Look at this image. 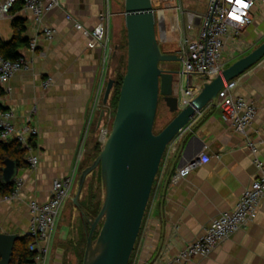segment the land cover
I'll list each match as a JSON object with an SVG mask.
<instances>
[{
  "label": "crops",
  "instance_id": "0c3cea01",
  "mask_svg": "<svg viewBox=\"0 0 264 264\" xmlns=\"http://www.w3.org/2000/svg\"><path fill=\"white\" fill-rule=\"evenodd\" d=\"M205 1L202 9L194 10L205 11L208 0ZM16 5L13 16L26 18L25 37L30 42L37 24L31 14L23 10L21 3ZM105 9L106 0H59V6L43 16L39 24V27L55 28L53 40L42 37L35 53L28 46L22 48V53L32 60L31 69L13 75L6 84L3 104L14 111L17 126L29 123L38 128L39 133L34 137L36 146L31 154L39 158V164L36 168L28 164L19 169L17 176L25 180L19 197L0 199L2 233L27 234L31 222L28 202L48 200L53 182L68 174L74 165L84 137L86 144L94 136L92 130L85 136V130L87 120L97 111L92 108V94H95L101 77L103 50L96 40L85 35L84 29H93ZM114 11L118 16L115 6ZM168 15L174 14L169 12ZM113 17L108 32L111 44L118 21V17ZM11 22L12 17L0 18V37L5 40L14 35ZM181 28L180 37L187 33L185 26ZM167 35L172 38L169 27ZM242 38L247 43L245 52L228 59L226 49V67L264 41V0L253 9V22ZM164 66L172 68L169 62ZM47 78H52V84L45 87ZM237 79L235 95L255 101L257 115L254 121L245 133H239L223 120L222 108L217 103L208 104L196 114L163 157L133 264L167 260L184 245L197 240L221 212L235 207L243 191L257 176L255 154L247 142L254 140L257 156L264 159V58ZM205 82L194 87L192 79L195 95ZM162 104V112H169L164 100ZM172 115L171 118L175 114ZM201 153H207L211 159L199 164L188 176L173 181L177 170ZM65 215L59 219L53 234L49 264H65L67 252L71 264L78 262L72 251L64 247L72 224L70 217L65 218ZM177 264H264V198L255 220L222 241L211 254L197 255Z\"/></svg>",
  "mask_w": 264,
  "mask_h": 264
},
{
  "label": "built area",
  "instance_id": "2783aa9c",
  "mask_svg": "<svg viewBox=\"0 0 264 264\" xmlns=\"http://www.w3.org/2000/svg\"><path fill=\"white\" fill-rule=\"evenodd\" d=\"M155 1L156 6H162L159 11L164 14L169 9L176 11L180 33L182 31L181 15L184 18L187 33L182 34L178 41L176 54L181 58L182 67L175 83L176 92L180 97V106L186 107L195 96L192 87L193 75L197 74L215 78L226 68V61L228 59H233L237 53L245 52L247 43L242 38V34L253 22V9L258 5L260 0H208L206 10L203 12L190 9L183 10L181 5H178L177 0ZM19 2L22 3L23 10L26 13H30L31 18L37 24V29L31 37L28 46V49L32 53H35L42 37L50 41L55 36L56 30L54 27L48 25L39 27V24L43 16L59 6V0H0V18L13 17L12 9ZM112 16L111 2L110 0H106V9L100 15L98 24L93 29H84L85 35L93 38L102 46L105 64L109 57L107 54L110 50V48L108 49V32ZM77 26L80 27V25ZM226 49L229 54L227 56L228 59L225 57ZM31 65L32 60L24 53L15 60H10L0 55V84L6 88V84L17 71L29 70L31 69ZM184 76L188 78L187 85H183L182 83ZM104 77L105 74L104 76L101 75L96 87V90L98 89L96 92L101 96L100 103H98L112 110L110 106L104 105L102 102V97L104 96L103 88L107 82V79L103 82ZM237 80V78H234L224 82L218 92L216 103L222 108L223 120L235 132L245 133L247 126L254 121L257 115V108L253 99L235 95L234 90ZM51 84L52 78H47L44 82L45 87ZM94 99H96V93ZM95 108L97 107L95 106ZM111 116V113H109V117ZM0 127V137L4 140L16 139L22 143L27 148V162L32 168H36L39 164V158L31 154L33 148L30 140L39 133L38 128L29 123L17 126L15 113L10 109L0 112ZM183 132L184 130H181L170 146ZM109 133L110 128L107 125H102L99 135V141L102 146H104ZM247 145L253 154H255L254 162L258 174L243 191L235 207L221 212L205 228L202 236L184 245L171 258L164 261H154L150 264H177L179 262H186L197 255L207 256L222 241L255 220L264 198V159L257 156L258 149L254 140H249ZM83 146L81 150L84 149L85 152V147L83 148ZM83 154H79L68 174L53 182L48 200L40 202L37 199H32L28 202L31 222L27 234L33 238L30 249L35 252L32 264H49L52 233L64 204L72 196ZM210 159L211 157L207 153H201L197 158L190 160L179 168L173 175V181L188 176L199 164L208 162ZM14 180L15 189L5 199L17 198L22 193L25 180L19 176H16ZM155 186L154 184V191Z\"/></svg>",
  "mask_w": 264,
  "mask_h": 264
},
{
  "label": "water",
  "instance_id": "95a60500",
  "mask_svg": "<svg viewBox=\"0 0 264 264\" xmlns=\"http://www.w3.org/2000/svg\"><path fill=\"white\" fill-rule=\"evenodd\" d=\"M127 30V70L111 131L101 152L85 168L73 198H78L87 175L100 167L104 199L99 214L91 222L83 264H128L141 232L153 187L165 153L172 141L208 104L216 105L225 81L237 78L264 58V41L223 72L203 84L191 103L180 106L176 79L180 70L162 68V62L181 61L176 53L164 52L157 37V17L152 0H125ZM114 81H108L104 104ZM160 97L174 117L159 132L155 121ZM106 114L100 113L98 127ZM17 175L16 162L8 159L3 170L5 182ZM169 178L165 182L166 190ZM102 222L99 234H94ZM14 233L0 232V264H10Z\"/></svg>",
  "mask_w": 264,
  "mask_h": 264
},
{
  "label": "trees",
  "instance_id": "16d2710c",
  "mask_svg": "<svg viewBox=\"0 0 264 264\" xmlns=\"http://www.w3.org/2000/svg\"><path fill=\"white\" fill-rule=\"evenodd\" d=\"M16 9H17V5L13 7L12 13L15 12ZM11 24L14 29V35L10 40H5L2 37H0V55H2L7 59L15 60L22 55V48L25 46H29V38L25 37V32L27 30L26 27L27 23L25 17L16 16L15 14L12 17ZM123 39L124 38H122L118 43H116L115 46L116 49L112 56L113 60H116L115 61L116 65L115 67H113L110 77H107V82L110 79L114 81V85L108 100L109 101L108 103L110 104L114 113L117 107L123 78L127 70V54L126 51H124V47L126 45H124L125 43L123 42ZM5 94H6V90L0 84V112L8 110V108L5 107L3 104V98ZM98 120H99V115L94 119L90 127V131L91 130L93 131L94 136L88 139V141L85 144L86 152L78 168L77 178L75 182L76 184L74 186L75 187L74 196L76 194L78 188V182L80 180L83 170L93 163V161L96 159V157L99 155V153L102 150V144L99 141L98 136L101 128L100 126L102 125L104 118L99 127H98ZM0 133H1V127H0ZM30 144L32 148L36 146V140L34 137L31 138ZM27 153H28L27 148L18 140L16 139L4 140L0 137V199L9 196L10 194H12V192L15 189V180H14L15 178L10 182H5L3 177V170L6 165V161L8 159L14 160L16 162L17 173H18L20 168L26 167L29 164L26 160ZM87 158L92 160V162L87 163L86 161ZM95 174H97V176H94ZM90 175L93 176V179H91L92 182L89 181ZM98 183H99V188L100 189L102 188L104 192L100 167H97L87 175L78 198V205L75 204L73 199L70 201L72 209L78 212L79 216L74 219L72 218L73 221L71 224L70 236L64 242L65 243L64 247L68 251H72V253L76 256L78 261L77 264H83V258L86 249L88 233L91 227V222L99 214L103 204V200L100 199H98L97 202L95 203V199L98 198L97 197L98 194L96 193ZM95 184L97 187H95ZM153 191H154V187H153ZM103 199H104V195H103ZM101 226H102V222L99 224V226L95 231L94 239L97 238ZM32 241L33 238L28 234L24 236H20L15 241L10 264L33 263L35 252L30 249V244ZM136 245L128 264H133L132 262H133V257L135 256L136 253ZM68 253L69 252L65 254V259H66L65 264H71V262L68 261Z\"/></svg>",
  "mask_w": 264,
  "mask_h": 264
},
{
  "label": "rangeland",
  "instance_id": "374dc122",
  "mask_svg": "<svg viewBox=\"0 0 264 264\" xmlns=\"http://www.w3.org/2000/svg\"><path fill=\"white\" fill-rule=\"evenodd\" d=\"M110 2H111L112 14L116 18L118 17V19H116L118 21H117V30L115 32L116 33L115 34V38L113 39V44H111L109 39H108V45H109L108 49L110 48V50L107 53L109 57L107 59L108 61L106 62V64L104 63V58L105 57L102 54V56L104 58H102L103 59V65H102V68H101L102 69L101 75L104 76V74H105V77L103 78V82H104L105 79H107V77H110L112 69L116 65L115 64L116 60H113V58H112L113 53H114V51L116 49V47H115L116 43H118L122 38H124L123 42L125 43L124 45H126L124 47V51H126V54H127V46H128V43H127V30H126L125 19H124L125 0H110ZM177 3H178V5H181L183 10H185V9L194 10L195 8L202 9V7H204V5L206 4V1L205 0H182V1L181 0H177ZM153 5H154V8H155V13H156V17H157V37H158L160 46H161V48H162V50L164 52L176 53V50L178 48V41L180 39V30H178L177 19L175 18L176 16L175 15H168L169 12L171 11V9H169L170 11L168 10L166 12V14L162 13L161 11H159V9H161L162 6H156V1L155 0H153ZM114 6H115V9H116L117 13H119L118 16L116 15V12L114 11ZM180 20H181V25L185 26L184 25V18L181 17ZM168 27L170 28V30L172 32V38L173 39L172 38L170 39L169 35H167ZM98 45L103 50L102 46L99 43H98ZM111 47H112V50H111ZM103 53H104V50H103ZM233 62H231V63H233ZM108 63H109V66H108ZM169 63L171 65L172 69H174V70H177V69L180 70V68L182 67L181 61L169 62ZM161 64L165 65V64H167V62H162ZM229 65H231V64H228V66ZM187 79H188L187 76L183 77V82H182L183 85L187 84ZM192 79H193V82H194L193 86L195 87V86H198V85L201 86L204 81H210L213 78L212 77L211 78H209V77L202 78L201 76L195 74V75H193ZM107 84H108V82H106V86L103 88L104 95H105ZM96 87H97V85H96ZM97 90L95 89V91H94L96 93V99H94L95 98V94L94 93L92 94L93 95V103H94V106H92V108H95V106H96L99 110L97 109V111L94 114V117L90 116L89 120H87L85 136L90 131V127H91V124L93 123L94 119L96 117H98V115L100 116V113H101V111L103 109H106V114L104 116V120H103L102 125H107L110 128V131H111V128H112V124H113L115 113L113 112L112 108H111L112 110H109L110 108L108 109V107H104V106H101L99 104L100 103L99 101L101 100V96H99V93L96 92ZM103 100H104V96L102 97V102H103ZM162 100H163V98L160 97L158 112H157L156 121H155V128H154L155 132H159L160 130H162L168 124V122L172 119L171 117L173 116L172 115L173 113L170 112V111L168 112L166 110V113L162 112V105H163L162 104ZM103 104H104V102H103ZM107 105L110 106L109 103ZM115 112H116V110H115ZM109 113H111V115H112L111 117H109ZM92 118H94V119H92ZM99 135H100V132H99ZM98 139H99V136H98ZM84 141H85V137H84L83 141L81 142V144L79 145L76 159L78 158L79 154L81 155L84 152V149L81 150V147L83 146ZM84 147H85V152H86L85 144H84L83 148ZM85 152L83 154V158H84ZM81 158H82V156H81ZM86 161H87V163H91L92 162V160H90L88 158L86 159ZM94 176H97V174H95ZM91 179H93V176L90 175L89 176V181H91ZM75 184H74V186H75ZM95 187H97L96 184H95ZM74 188H73V191H72V196L67 200V202L64 204V206L62 208V211H61V213L59 215L57 223H58L59 219L64 214H66L65 218H67V215H68L70 217V220H72V218L74 219V217L76 218V217L79 216L78 212H76V211L72 212L71 209L69 210V207L72 208L70 201L74 198ZM96 190H97L96 193L98 194V196H97L98 198L95 199V203L97 202L98 199L103 200V195H104V192H103L102 188L101 189L99 188V183H98V187H97ZM57 223L55 225V228L57 226ZM55 228H54L52 234H54ZM52 242H53V236H52ZM51 252H52V244H51ZM50 255H52V254H50ZM134 257H133V262L132 263H134ZM49 261H50V259H49Z\"/></svg>",
  "mask_w": 264,
  "mask_h": 264
},
{
  "label": "bare ground",
  "instance_id": "6f19581e",
  "mask_svg": "<svg viewBox=\"0 0 264 264\" xmlns=\"http://www.w3.org/2000/svg\"><path fill=\"white\" fill-rule=\"evenodd\" d=\"M174 15H176V11L174 9H171V11ZM177 16V15H176ZM104 101V100H103Z\"/></svg>",
  "mask_w": 264,
  "mask_h": 264
},
{
  "label": "flooded vegetation",
  "instance_id": "af4514ba",
  "mask_svg": "<svg viewBox=\"0 0 264 264\" xmlns=\"http://www.w3.org/2000/svg\"><path fill=\"white\" fill-rule=\"evenodd\" d=\"M160 66L162 67V68H165V69H167L163 64H160Z\"/></svg>",
  "mask_w": 264,
  "mask_h": 264
}]
</instances>
